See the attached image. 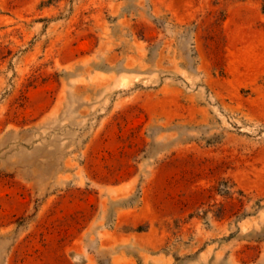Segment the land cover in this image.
<instances>
[{"label":"rangeland","instance_id":"374dc122","mask_svg":"<svg viewBox=\"0 0 264 264\" xmlns=\"http://www.w3.org/2000/svg\"><path fill=\"white\" fill-rule=\"evenodd\" d=\"M0 264H264V0H0Z\"/></svg>","mask_w":264,"mask_h":264}]
</instances>
